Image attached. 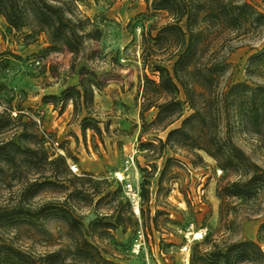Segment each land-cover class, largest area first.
Masks as SVG:
<instances>
[{
    "label": "trees",
    "instance_id": "1",
    "mask_svg": "<svg viewBox=\"0 0 264 264\" xmlns=\"http://www.w3.org/2000/svg\"><path fill=\"white\" fill-rule=\"evenodd\" d=\"M80 2L0 0V17L25 43L44 35L46 52L65 49L76 55L86 40H99L101 34L99 27L80 11ZM145 2V17L162 13L166 21L141 30L142 74L137 77L134 101L140 108L142 126L143 113L155 110L147 125L157 132L166 131L163 140L156 138L160 153L165 148L184 150L201 159V152L214 161L221 174L215 188L219 201L217 226L193 244L189 264H264V209L255 239L231 242L224 238L238 213L233 204L264 197V168L236 142L237 136H243L255 143V149L264 151V42L248 56L244 81L226 76L229 43L261 36L264 0ZM70 68L74 70L73 64ZM77 74V87H66L59 96L42 97L41 101L59 105V112L70 101L74 115L81 102L87 110L81 119V132L90 129L100 136L90 107L94 92L100 91L103 84L85 66H80ZM11 112L9 104L0 113V134L11 129L10 125L21 123L23 115L12 117ZM175 122L178 126L169 129ZM23 125L35 127L31 119ZM0 179L9 183L16 180L28 198L46 187L64 194L62 204L0 207V264H112L91 237L95 230L122 226L120 220L111 224L100 217L84 227L70 204L82 194L77 185L84 180L71 174L66 156L47 151L35 130L0 141ZM118 192L107 191L102 197ZM141 194L148 200L146 190ZM49 220L59 222L62 239L52 238L47 231L45 222ZM42 243L54 249L43 253L32 250L33 245Z\"/></svg>",
    "mask_w": 264,
    "mask_h": 264
},
{
    "label": "rangeland",
    "instance_id": "2",
    "mask_svg": "<svg viewBox=\"0 0 264 264\" xmlns=\"http://www.w3.org/2000/svg\"><path fill=\"white\" fill-rule=\"evenodd\" d=\"M145 6V0H82L80 11L99 27L101 34L99 40H86L76 55L65 49L46 52L48 42L44 35L33 43H25L0 17V113L10 104L12 117L17 113L23 115L21 123L13 124L15 128L10 125L11 129L0 134V141L17 139L35 130L49 153L66 156L68 165H76V173L70 172L84 181L77 185L82 194L75 196L70 204L84 227L100 217L111 224L120 220L122 225L95 230L91 237L112 264H182L185 253L181 247L191 239L188 232L196 233L205 228L209 233L217 226L219 201L215 188L221 174L214 161L201 152L198 153L201 159L184 150L165 148L160 153L156 149V138L163 140L166 131L157 132L147 125L155 110L143 113L145 125L142 126L140 108L134 101L137 77L142 74L141 30L149 24L160 26L166 21L162 13L145 17ZM261 8L264 10V6ZM263 42L264 30L258 38H238L229 43L226 76L233 81H244L246 60ZM42 44L45 46L40 51H29ZM80 66L93 70L103 84L100 91L94 92L90 107L91 116L98 121L100 136L90 129L81 132V119L87 112L81 102L76 108L77 115L72 107L69 126L61 130L42 127L38 86L48 81L40 78L52 75L64 79L71 73L80 78L77 74ZM29 119L35 123L33 129L23 125ZM178 124L175 122L169 129ZM236 142L264 168V151L255 149V143L243 136H237ZM130 156L134 163L123 173L124 163ZM118 174L122 182L118 181ZM124 183L135 190L134 201L124 189ZM117 189L119 192L113 196L102 197L107 191ZM143 189L147 191L148 200L141 196ZM93 192L97 194L92 195ZM63 196L46 187L28 198L16 180L9 183L0 179V207L62 204ZM233 205L238 213L234 226L226 231L224 238L231 242L255 239L263 220L264 197ZM45 228L52 238L62 239L59 222L46 221ZM199 241L189 244L188 264L190 249ZM136 244H140L137 254L134 252ZM32 248L37 253L54 249L43 243Z\"/></svg>",
    "mask_w": 264,
    "mask_h": 264
},
{
    "label": "crops",
    "instance_id": "3",
    "mask_svg": "<svg viewBox=\"0 0 264 264\" xmlns=\"http://www.w3.org/2000/svg\"><path fill=\"white\" fill-rule=\"evenodd\" d=\"M45 44H42V46H35L33 48H30L29 51H40L43 49ZM79 78L75 76L73 73H71L70 77L58 78L53 77L50 75L48 78H40L41 81L45 80L48 81L47 84H42L38 86L39 96L41 97H48V96H59L60 93L69 86L77 87ZM95 97H98L95 96ZM100 102V97H98ZM42 127L46 130L53 129L55 130H61L64 127L69 126V121L71 119V112H72V104L69 101L67 102L64 109L59 112V105L54 107L50 102H42ZM208 159H210L208 157ZM211 160V159H210Z\"/></svg>",
    "mask_w": 264,
    "mask_h": 264
},
{
    "label": "built area",
    "instance_id": "4",
    "mask_svg": "<svg viewBox=\"0 0 264 264\" xmlns=\"http://www.w3.org/2000/svg\"><path fill=\"white\" fill-rule=\"evenodd\" d=\"M36 63L39 64V61H37ZM133 163H134L133 162V157L132 156L128 157L127 160L124 163L123 173H126L128 171V169H129V167L133 165ZM68 168H69V170L72 173H76V171H77V167L74 164H69L68 165ZM118 181L119 182H122L123 179H119L118 178ZM123 187L127 191L129 197L134 201L135 200V197H136V193H135V190L133 189V187L129 183H124L123 184ZM190 229H191V227H190ZM197 232L199 233V236L198 237H195L194 236L195 235L194 232L193 233L192 232H188V235L191 236V239H187L186 243L181 247V251L183 253H185V259H184V262L182 264H188L189 244L191 243V241H196V240L199 241V240H201L205 236V234H206V229L205 228L199 229ZM139 247H140V244H136L134 246V252L136 254L139 251Z\"/></svg>",
    "mask_w": 264,
    "mask_h": 264
},
{
    "label": "bare ground",
    "instance_id": "5",
    "mask_svg": "<svg viewBox=\"0 0 264 264\" xmlns=\"http://www.w3.org/2000/svg\"><path fill=\"white\" fill-rule=\"evenodd\" d=\"M118 178H119V179H123L119 174H118ZM135 212H138L137 207H135ZM194 236H195V237H198V236H199V233L196 232Z\"/></svg>",
    "mask_w": 264,
    "mask_h": 264
}]
</instances>
